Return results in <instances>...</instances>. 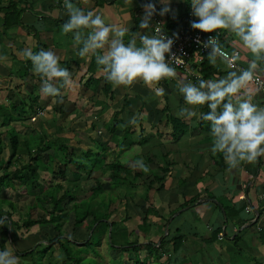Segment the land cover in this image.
<instances>
[{
    "label": "rangeland",
    "instance_id": "obj_1",
    "mask_svg": "<svg viewBox=\"0 0 264 264\" xmlns=\"http://www.w3.org/2000/svg\"><path fill=\"white\" fill-rule=\"evenodd\" d=\"M103 0H101L102 2ZM104 2V1H103ZM40 5V4H39ZM43 6L41 5L40 9H42ZM39 9V10H40ZM29 10V9H27ZM34 11H37L35 9H33ZM34 11H31L33 13H35ZM39 13L43 12V11H38ZM32 13V14H33ZM34 15V14H33ZM30 18L25 17V20H28ZM34 19H36V17H34ZM43 21V20H42ZM44 22V21H43ZM44 25V24H43ZM48 26L45 25L44 29L47 28ZM37 28V26H36ZM40 28V27H39ZM42 29V32L39 33L40 31H38V34L35 36V40L38 41V44H46V47L41 46L40 50H45L46 48H49V50L51 49L50 47L51 44H53L54 40H58L61 41V48H63V51L61 52V54H64V51H67L71 48V40H73V35L72 33H69L66 36L61 35V26H58L57 30H55L54 32H45V30ZM126 37V36H125ZM53 41V42H52ZM63 42V43H62ZM50 44V45H49ZM67 44V45H66ZM235 44L236 47L240 50L241 53L245 54V51H243V48L240 46V44L238 43H232ZM49 45V46H48ZM60 47V46H59ZM26 49H29V47H26ZM48 50V51H49ZM246 50V49H245ZM46 51V50H45ZM52 51L54 52L55 49L53 48ZM39 52V51H38ZM71 54L72 56L77 54L76 49H71ZM247 52V50H246ZM64 56H66V53L64 54ZM68 56V55H67ZM63 57V60L66 61L67 59ZM60 60V65L64 64V61ZM23 64V63H22ZM22 64L21 66L18 68V63H15V71L22 69ZM25 64L28 65V63L26 62ZM66 66V64H65ZM88 66V65H87ZM69 68V64L66 66ZM67 68V69H68ZM32 69V68H31ZM87 70V69H86ZM229 71L233 70V69H228ZM182 77V76H181ZM184 77V76H183ZM185 78V77H184ZM27 79V77H26ZM30 79V78H29ZM167 79V78H166ZM161 80L160 83L164 84L165 80ZM140 81H137V83H139ZM26 83V80L19 81V92H16V94H25L24 90L26 91V89H22V86H24ZM33 83V81L31 82ZM24 84V85H23ZM39 85H41L39 83ZM138 86H142L140 85V83L138 84ZM153 86H158V84L153 85ZM173 90L172 92L174 93H170L167 91H164V94L167 96L168 98V115H175L177 116L178 113L180 112V110L182 108H188V105H185V103L182 101L183 96L179 94L178 89L176 87H174V85L172 86ZM41 86L36 87L35 91L39 94ZM90 88V87H89ZM156 87H153V89H155ZM23 92H22V90ZM84 86H81V94L85 97H88L89 100L88 101V111H84V113L86 114V116L84 115H78L79 118L81 119H86L85 121H81V119H77L76 116H72L70 118L69 115H65V113H63L61 116L56 117L59 118V120L55 121L57 122V124H59L58 126L56 125L57 128H60L59 132H54L55 131V127H50V124L48 121H50L52 119V117H55L56 115H49L50 113H52L53 109L51 107H49L47 110L46 108H44L46 112L45 117L42 116H37L36 119H38V121L34 120L31 121L29 120H25L24 122H19V130L20 134L19 137L21 140H23V138H28L27 136L29 135V133L31 132L32 128H35L38 130V132H41V123H46L44 124L45 127L47 128V133H49L50 135H55L56 136H61V137H65L67 136L70 137L69 141L67 142L68 144H66L69 149L71 147H73L75 150H80L79 151V155H76L75 153L71 156L73 158V161L76 160H81L82 159V152L86 149L91 150L92 153L98 155V153H101V151H96L97 148V143L96 142H100L102 144H105V151L99 155H101L102 157H104L105 162L108 163L110 161H120V162H125V163H129L130 165H132V167H135L134 162L137 160H143L144 164L147 165L149 167V169L156 171V167L159 164H163L164 162L171 161L170 165H169V171H172V173L168 172V177L171 176V179H169L168 177L166 178V182H164L165 187H170L169 189H161L159 191H155L153 187H156L155 185L152 187V189L149 191V195H150V201L153 204H158L159 209H157L158 212L161 213V215L164 218H167L168 220L174 216L179 210H176L175 213H173L171 216H169L168 212H163L161 208V206H165L166 203H169L171 205H173V202L176 200H182V196L181 193H183V191L186 190V194L187 189L190 188L193 184H195L196 186H198L199 184H203L208 180L207 177L210 176V174H205V173H199L196 172L195 170H191V166H194L193 169L199 168L200 169L206 164V163H202V157L199 155L198 152H196L194 150L193 147H191V143H189V139L187 138L190 135V128H187L185 130V133L181 136L178 137L176 144H171L172 141L170 136L168 134H165V131H167V128H164V126L160 123L156 125L155 119H158L159 116H161L160 111H157L158 109L156 107H162V104H164L163 102V98L162 95L157 97L158 101L154 102V100H150V98H146L148 103H152L151 105L145 106L144 104V100H140L137 101L136 100V104H131L129 105V107H125L124 110H122L120 113H118L117 117L122 116V118L124 119V121H126L125 125L122 124H117L118 127V131H116L114 134L109 133V128H103V126H101L100 123V119L106 120L108 119V117L110 118V123L115 122L114 120V116H111V114L114 112L115 113V108L114 105H118V108L120 107L119 102L109 98H105L104 94L102 95L101 92L98 93H94V92H88L86 89L84 90ZM28 91V90H27ZM155 92H157L156 90H154ZM85 93H87V95L85 96ZM153 93V92H152ZM27 94H30L29 92ZM154 94V93H153ZM18 95V96H19ZM119 97H121L120 94H118L116 96V99ZM146 96V94H145ZM157 96V95H156ZM149 97V96H148ZM151 97V96H150ZM20 98V96H19ZM26 102L28 103V105L34 104V103H38L37 99L35 100L33 97L31 96H27L26 98ZM15 100V99H14ZM98 101L97 103V107L94 109L93 107L96 106L95 101ZM178 100L179 103H178ZM19 101V99H18ZM105 102L108 104V106L103 107L100 106L101 103ZM86 102V100H85ZM90 102V104H89ZM92 102V103H91ZM100 103V105H99ZM178 103V104H177ZM85 104V103H84ZM176 104V105H175ZM37 105V104H36ZM122 106V105H121ZM47 107V106H46ZM64 109L66 111H70L69 105H63ZM153 107H155V109H153ZM176 107V109H175ZM24 108L26 109L27 107L24 106ZM121 108V107H120ZM62 111L64 112V109L61 107ZM149 109V113L150 116L149 118H146L145 115L147 114V110ZM120 110V109H119ZM118 110V111H119ZM101 111H106L104 114H102L101 116L99 115V112ZM55 112V111H54ZM81 112H83V109L81 110ZM56 113V112H55ZM98 113V114H97ZM36 114V113H35ZM69 116V117H68ZM136 116L138 118V124L137 125H132L129 123L130 119ZM180 116V115H178ZM9 117L12 119L13 121V126H7L6 130L8 131V133L15 128V123L16 121H19V116L18 115H14V114H10ZM161 117H165L161 116ZM160 117V118H161ZM182 117V116H180ZM164 119V118H163ZM55 120V118L53 119V121ZM117 123V122H115ZM150 123V124H149ZM106 126L108 125V123H105ZM17 125V126H18ZM21 125H26V127L21 126ZM150 125L152 127H150ZM125 126H130V130L131 133L125 134L124 132L122 133V131L124 130ZM16 129V128H15ZM44 129V128H42ZM167 129V130H166ZM24 131V132H23ZM22 132V133H21ZM7 133V134H8ZM31 133L34 134V132L32 131ZM111 135V136H110ZM141 135H144L145 137H148L149 140H147L146 142L142 143H138L137 140L139 139V137ZM114 138H111V137ZM208 136V135H207ZM206 134L203 135L202 137H204V139L207 138ZM117 137V138H116ZM126 137V138H125ZM122 138V139H121ZM62 142H65V140L62 138L61 140ZM162 141H164V143L162 144ZM60 143V142H58ZM118 143V144H116ZM82 150V151H81ZM52 149L47 150V152H51ZM85 152V151H84ZM176 152V153H174ZM86 153V152H85ZM85 153H84V157H85ZM25 158H21L23 159V161L27 160ZM43 161L46 164L45 165V169L49 166L51 169H46L43 170L44 167L41 166L39 167L40 172H44V171H49L48 173L44 172V174L42 175L43 178H45L46 181H50L52 183V185L56 184V183H62L64 187L68 186L69 184L67 181H64L60 175L56 174L57 171H59L60 169H64L65 171V177L68 180H74L75 179V174H74V169L71 165L67 164L66 167L64 165L63 162H58L57 158L54 159V161H49V158L46 156L43 157ZM51 158V157H50ZM94 158V157H93ZM99 158V157H98ZM97 157H95L93 159V161L99 160ZM25 159V160H24ZM60 159V158H59ZM176 162V164L174 162ZM22 162H19V165ZM73 163V162H71ZM207 165V164H206ZM161 166V165H159ZM188 166V169L186 168ZM106 170L104 171V174L102 175L101 181L103 183V185L108 186L106 188V190L104 188H102L101 192L98 196V201L96 200V206L99 207V210H104L106 207V202L103 200V196L106 197L108 194V196H112V203L110 205V208L107 209V211L110 212V217L112 216V219H115L117 221H119L118 219L122 218L124 216V210H123V203H124V198L123 197H127L128 202L131 203V200H133L134 202H136L137 204H142V200L144 201V195L143 198L142 197V193L143 190H145V184L147 183V180L149 178H151V173L148 172L147 174L144 173L143 177L138 178L137 180V184L136 186L132 187V186H128V185H114V183L112 182V175L110 174L111 171L109 170V168H105ZM214 169L213 163H212V167L211 170ZM133 170H138L137 168H133ZM183 173V177L180 178V176H178L177 174L179 173L178 171H180ZM189 170L191 172H189ZM152 171V172H153ZM51 172V173H50ZM217 172V169H216ZM170 173V175H169ZM56 176H53V175ZM97 172L93 171V173L88 172V167H87V171L83 170L80 173V177L78 178L79 180V185L82 189H87L94 181L92 176H96ZM187 175V176H186ZM196 175H198L197 177H195ZM190 176V177H188ZM111 179L109 181V178ZM228 176L225 175L226 178V182H228ZM18 179V178H17ZM9 180H11L9 178ZM44 181V183L47 185V182ZM233 180H231V178H229V183L231 184ZM5 184L6 179L5 177L0 176V184ZM77 183V180L73 181V184ZM223 183V182H222ZM75 186V185H73ZM222 186V184H221ZM223 187V186H222ZM164 188V187H163ZM197 189H201L199 187H192L191 190L196 191ZM24 186L19 184V210L20 211H24L22 212L23 215L26 216L28 215L27 212L30 210L31 212V216L34 218H37L38 215L41 213L42 216L44 217L45 214V210H44V206H46L47 208H50V204L49 201L47 202L46 205L42 204L41 202L38 201V199L36 198V196H34L36 198V201L38 203H41L40 205H37V203H34V200H31L32 198V194L33 190L32 188H30V186L27 187V192L29 194H25L24 193ZM104 191V192H103ZM61 193V191L59 192ZM145 193V191H144ZM105 194V195H103ZM3 197V195H2ZM186 198L190 197V194L188 193V195H185ZM220 197V196H219ZM184 199V198H183ZM205 200V199H203ZM219 200H221L222 202H224L225 204H229L228 202H226L228 200V198L226 197L224 198H219ZM1 203L3 201H0ZM65 203V209L62 212V215H66V211H68V216L67 219H64L62 221L61 224V229L65 232V236H72V239L76 240L78 245H81L83 243V240L85 239V231H79V232H72V220H73V212L70 209V205L71 202L66 201V199L64 200ZM168 204V205H169ZM171 205H169L171 207ZM2 207V205L0 204V208ZM3 208V207H2ZM6 211L10 210L8 208H4ZM110 209L112 210V212L110 211ZM156 209V207H155ZM135 216L133 215L131 217V219L127 220V221H120L116 222L118 228L117 230L115 229L113 231V234H115V236H113V240L117 241L116 243H111L110 240L108 239V233L106 235H103V237L101 238L100 242L95 246L96 250L99 252V255H96V253H93L89 247L85 246L84 249H81V253L79 254V258H81V263L82 264H92V262L98 263L101 262L102 264H176L175 262L177 261V257L172 255L171 249H167L164 253H170L171 256L169 258L165 257L162 253L159 254L160 258H157L158 255H156L155 253L151 252V254L148 252V250H146V248H142V249H130L129 251L127 250H122L121 247L126 246V245H120L123 244L126 240H131V237H133V239H139L138 244H140L142 241H147V240H151V241H157L158 237L157 234H159V229L158 226L152 224L150 226H152V228L155 229V232H153V229H150V226H143L141 224V220H140V216L142 214L139 215L140 210L135 208V210H133ZM184 214L182 216H177L175 217V219H173V221L171 222V227L168 229L170 230L171 228H175L176 226H180L179 227V231L181 232H197L198 231V236H204V235H210L209 232V227L206 228V223L208 219H191V214L189 210H184L183 211ZM141 213V212H140ZM236 213V212H235ZM25 216V217H26ZM28 217V216H27ZM26 217V218H27ZM151 218V216H148ZM188 217L190 220H193L196 223V227H194L195 231H191L190 228V224H188ZM149 218V220H150ZM148 220V221H149ZM232 216H230V221L232 222ZM212 221V220H211ZM147 222V221H146ZM174 225V226H173ZM262 225V224H261ZM46 226V227H45ZM31 225L29 228L30 229H25V228H21L19 230V234L22 235V237L20 238L19 236V241H16L17 238L14 234V232L12 233V239H10V245L12 246L11 249H8L9 251H11L13 253L14 256H16L19 260V264H31V260L30 257H36V253L38 251H40V247H38V249L36 250V252L30 256V254H25L24 249H29L32 250L35 248L36 245L40 244V242L36 243H32L33 241H30V239L32 240L34 238V235L37 233L38 236L42 241L45 240V243H48V238L53 236L56 232H49L51 233V236L48 235L46 233V228H50L52 229L51 224L48 225ZM4 229V225L2 226L1 230ZM7 229V228H6ZM130 232V234H129ZM161 232V230H160ZM164 232V231H163ZM211 232V231H210ZM185 234V233H183ZM138 235H140L138 237ZM18 236V235H17ZM255 236H258V232L255 231V228H250L247 227L245 228V230H243V234H241V237L239 238V240L234 243L233 241H231L229 238L230 237H223L222 240H215L213 242H205L203 245L200 244V241H196L194 244L197 248V250H193V252H189L186 250H182L181 248L180 250L177 252L179 254L182 255H186L185 258H183V260L181 261V264H212L213 262H216V264H253V262L257 261V264H260L262 261H260L259 259V254L256 253L255 250V245L254 244V238ZM190 237H192L190 234H187L185 236V240L189 239ZM7 238V239H8ZM183 240V242L185 241ZM159 241V240H158ZM157 241V243H158ZM16 242H19V244H17L16 247ZM185 243V242H184ZM52 244V243H51ZM143 245V243L141 244ZM6 243L3 246V249H6ZM74 247V245H72ZM112 246L118 247V248H114ZM121 246V247H120ZM225 246L227 248V250H225ZM223 247V250H221L220 248ZM75 249H77L76 247H74ZM169 248V246H168ZM85 249H89L88 252L85 251ZM139 254V256L141 257V259L139 260L137 253ZM53 256H57L59 255V251L58 250H54L52 252ZM177 255V254H176ZM164 256V257H163ZM167 256V255H166ZM92 257V258H91ZM94 258V259H93ZM47 257L46 255L42 258V261L46 260ZM264 260V259H261ZM95 263V264H96Z\"/></svg>",
    "mask_w": 264,
    "mask_h": 264
},
{
    "label": "crops",
    "instance_id": "obj_2",
    "mask_svg": "<svg viewBox=\"0 0 264 264\" xmlns=\"http://www.w3.org/2000/svg\"><path fill=\"white\" fill-rule=\"evenodd\" d=\"M104 1V2H103ZM101 2V0H72L73 3H76L78 7L82 8L85 12L88 11H93L94 13L100 14L102 16V18L105 21L106 25H115V26H122V27H126L130 30L129 34L126 35L125 37V43L128 42L131 32L134 31H139L141 33H146L151 35L152 34V20H151V25L150 28L148 29H140L139 28V24L141 21V18L144 16V9L142 7L143 4L150 2V0H128V2L126 3L125 0H103ZM33 3V9L37 10L34 11L32 10H24L23 13L21 14V23L19 25H14L8 28H3L1 25V21H0V176H2L4 173H9V178L10 180V185H5V186H0V201H3L2 203L0 202V204L2 205V207L0 208V221H2V223H0V229L2 228V226L4 225V228H7V237L8 236V231L10 234V239H12V233L14 232L16 238L20 236V238L22 237V235L19 234V229L15 228L11 230V221H17L19 219V171L17 170V168L19 167V147L16 150V156L12 159L11 165L7 166V162H8V156L10 155L7 149V142L10 141L9 139V133L6 130L7 126H13V121H10L7 123L6 118L8 117V115L10 114H14L16 115L19 111V101L21 98L25 99L27 96H36L38 95V93L35 91L36 87H39L41 85H39V82L36 80H28L24 86H22V89H26V91L24 90L25 94H16V92H19V81L23 79L19 78V70L15 71V63H18V68L21 66L24 67L23 65H25L26 61L28 59H26L22 53L23 51L26 49V47H29L33 52L35 49V46H37V44L39 43L38 41L35 40V36L37 35L38 31H40L39 33L42 32V29H44V26L47 25L48 27L45 28V32H54L55 30H57L58 26H61L63 23H65L68 20V16L65 12L64 6H63V0H36L35 2L31 1ZM154 2L156 3V9L157 12H159L158 8H161L160 3L158 2V0H154ZM6 3V0H3L2 3H0V7L4 6ZM79 3V5H78ZM185 0H171L170 3V7L172 9L171 12L168 13L169 18L171 20H175L177 19L180 14L182 13V9L184 6ZM40 4V5H39ZM41 5L43 6L42 9H40ZM43 11L41 13H39L38 11ZM34 11L35 13L31 12ZM34 15H33V14ZM3 11H0V16L3 15ZM25 17H28L30 19L25 20ZM34 17H36V19H34ZM51 19V20H50ZM44 22H43V21ZM57 21V22H54ZM44 24V25H43ZM37 26V28H36ZM40 27V28H39ZM222 37H223V43L230 47V48H237L235 44L232 43H238L240 44V46L243 48L241 42L238 40V38H236L233 34L227 32L226 30H219ZM55 33V32H54ZM53 42V41H52ZM61 41L58 40H54L53 44H51L52 47H50V51H52V49L54 48L55 51L54 53L60 58V60H63V57L66 58L67 56V61H64V64H61V67H66L69 64V68L68 70L71 73V78L73 79L74 86L69 89V88H60V96L59 97H52V96H48L45 97L43 94H40L41 92L39 91L38 95V103H36V108L37 109H42L45 110L44 108H46L47 110H49L48 108L51 107L53 109L52 113H50L49 115H56L55 117H52V119L49 122L50 127H55V131L57 133V127L59 124H57V120H59V117L62 115V112L59 111L58 107L59 105H61V107L64 109L63 105H69L70 111H66L64 109L65 115H69L70 118L74 115L77 117L78 121L79 118L78 115H84L86 116V114L84 113V111H88V97H85L81 94V86H84V82L86 80V78L88 76H90V71L86 70L87 69V60L88 57H84L81 58L79 57L77 54L72 56L71 54V49H76V51H78V49L76 47H74L73 44V40H71V48L67 51H64V54L66 53V56H64V54H61V52L63 51V48H61ZM63 43V42H62ZM138 45H139V41H137ZM39 45V44H38ZM50 45V44H49ZM48 45V46H49ZM67 45V44H66ZM60 46V47H59ZM46 51L49 50V48L45 49ZM243 51H245V54L241 53V58L243 59L245 65H244V69H246L248 67V61H250L251 59H253L252 55L243 48ZM71 58H74L71 59ZM66 64V66H65ZM217 65L219 67H221V74L219 76H214L210 79H216V78H222L224 76L227 75V72L229 71L228 68L224 67V64L221 63L220 61H217ZM33 68V66L31 67ZM29 69L30 73H34L32 69ZM260 69H264V63H262L260 65ZM177 76L176 78H167L164 82V84H161L159 82L158 86H152V87H148L145 86L143 84L142 81H140V85L142 86H138L139 83L135 82L131 87H124V86H119V87H113V85H111V97L108 95H104L105 98L109 99H113L117 102H119L120 107L123 104V100L126 99L128 103L131 104H136V100L140 101V100H144V104L145 106L148 107V105H151L152 103H148L146 98H150V100H154V102L158 101L157 97L159 96L157 92H155L154 90H156L157 88H162L164 91L170 92V93H174L172 92L173 90V85L174 87L177 88V80H183L184 82H191L190 80H188L186 77L184 78L183 75H181L178 71H176ZM260 75L264 78V71L261 70H257L256 75ZM102 74L99 72V70H95V72L93 73V77L94 78H99L101 82L102 79ZM182 76V77H181ZM209 80V79H207ZM33 81V83H31ZM193 83V82H192ZM198 83V82H197ZM42 84V83H40ZM57 87L60 86V82L57 81L56 82ZM153 87H156L155 89H153ZM84 88L88 91V92H93L89 86H84ZM21 89V90H22ZM84 89V90H85ZM28 90V91H27ZM248 91H250L253 95V99L252 102L254 104H256L258 107H264V92L260 91L259 89L256 88V86L251 82L248 85ZM23 92V90H22ZM30 94H27V93ZM98 92H101V89L99 88ZM97 92V93H98ZM154 94H153V93ZM103 95V91L101 92ZM120 94L121 97L118 96V98L116 99V96ZM146 94V96H145ZM20 98H19V96ZM87 95V93H85V96ZM157 95V96H156ZM149 96V97H148ZM151 96V97H150ZM161 96V95H160ZM165 97L168 100L167 96L163 93L162 98H163V102L165 103ZM62 98V102H58L59 100H61ZM15 99V100H14ZM236 98H233V101L235 102ZM26 100V99H25ZM86 100V102H85ZM99 100L95 101L94 104H96V106L93 107V109L97 107V103ZM180 100H178L179 103ZM184 102V100H182ZM74 103V104H73ZM85 103V104H84ZM92 103V102H91ZM177 103V104H178ZM181 103V102H180ZM179 103V104H180ZM185 103V102H184ZM14 104V106H13ZM90 104V102H89ZM100 105V103H99ZM104 105V106H103ZM186 105V104H185ZM47 106V107H46ZM100 106L106 107L108 106L107 103H101ZM163 106V104H162ZM120 107L118 108V105H114V108L116 111H118L120 109ZM129 107V106H128ZM149 108V107H148ZM157 109H155V107H153V109L160 111V109L162 107H156ZM189 110H193L197 113L196 116H193L191 118H183L184 121L187 123V127H185L184 131H182L179 137H181L184 133L185 130L187 128H190V135L187 137L189 140V143H191V147L194 148V150L196 152L199 153V155L202 157V163H206L201 169L199 168H194V166H191V170H195L196 172H199L200 174L203 172L205 174H210L208 178V180L203 184H199L198 186H196L195 184H193L190 188L187 189V192L190 194V196L195 195V194H203V193H211L214 197L213 198H209L207 196H203L201 198H199L192 206H185L183 208H179L177 210H179L174 216H172L168 222H165L164 217L161 215V213L159 212V214H155V215H150V217H148V219L150 218L149 221L152 222V224L158 226L159 229V234H161L162 230L165 231V227H167V232L163 233V236L165 235H169L171 233L174 234L176 232L179 231V227L180 226H176L175 228H171L170 230H168L171 227V222L173 221V219H175V217L177 216H182L184 214V210H189L190 214H191V219H208L207 223H206V228L209 227V230L211 231V229H213L216 225H221V227L223 228V230H225V233H227V235H231V238L238 233L239 231L245 230V228L247 227H252L255 228V231H257L259 226L263 225V221H264V156L258 157L257 159H259V161L257 160L254 163H245L242 162L237 168L235 169H230L228 164L225 162L223 154L222 153H216L213 154V152L211 151L212 148V144H213V138L211 136V132H207L206 136L207 138L204 139V137H202L203 135H205L204 132H200L196 129L197 126V120L199 119V114L200 113H204V107L203 106H199L196 108H192V106L188 105ZM83 109V112H81V110ZM94 109V112H95ZM46 111V110H45ZM44 111L42 117H45L46 112ZM56 113H55V112ZM106 112V111H105ZM104 111L99 112V115L101 116L102 114L105 113ZM149 109L147 110V114L145 115L146 118H149L150 114L149 113ZM96 113V112H95ZM98 114V113H97ZM114 115V112L111 114V116ZM68 116V117H69ZM122 117V116H119ZM55 118V120L53 121V119ZM38 121V119H36ZM35 120V121H36ZM86 119H81V121H85ZM110 118L108 117V119L103 120L100 119V123L101 126H103V128H109V123H110ZM156 121V119H155ZM44 123V122H43ZM42 123V124H43ZM105 123H108V125L106 126ZM19 121H16L15 123V130L17 131V137L19 139ZM46 124V123H44ZM43 124V126L45 127V125ZM18 125V126H17ZM165 128V123L162 124ZM150 127H152L150 125ZM46 128V127H45ZM37 130V129H36ZM42 130V129H41ZM59 131V130H58ZM8 133V134H7ZM55 133V135H56ZM110 133V132H109ZM111 136V135H110ZM67 137V136H65ZM70 138V137H68ZM111 138H114L113 136ZM117 138V137H116ZM122 139V138H121ZM178 139V138H177ZM169 141L172 142L171 144H176V141ZM70 140V139H69ZM149 140V139H148ZM70 142V141H69ZM97 143V148L96 151H101V153H103L105 151V144H102L100 142H96ZM164 143V141H162V144ZM118 144V143H116ZM99 153V154H101ZM176 153V152H174ZM23 158L27 157L26 155H22ZM28 158V157H27ZM26 158V159H27ZM25 160V159H24ZM26 161V160H25ZM174 162V161H173ZM176 164V162H174ZM212 163L214 166V169L211 170L212 167ZM188 169V166L186 167ZM217 169V172H216ZM170 173H172V171H169ZM179 173L177 174L178 176H180V178H182L184 175L183 173L180 171H178ZM189 172H191L189 170ZM169 173V175H170ZM225 175H227L229 178H231L232 183H229V178H228V182H226V178ZM187 176V175H186ZM198 175H196L195 177H197ZM168 177V176H167ZM166 177V178H167ZM190 177V176H188ZM18 178V179H17ZM169 179H171V176L168 177ZM7 181V180H6ZM166 182V180H165ZM223 182V183H222ZM165 184V183H164ZM222 184V186H221ZM192 187H199L201 189H197L196 191L191 190ZM169 189L168 187H165L163 189ZM157 192V191H156ZM25 194H29L27 192V189L25 188L24 190ZM184 194L181 193V196L184 199H187L185 197V195H188V193L186 194V190L183 191ZM32 194L31 196V200H34V203L37 205H40L41 203H38L35 199V193H30ZM3 195V197H2ZM220 196V197H219ZM228 198V200L226 202L228 203H232L233 206H235L236 208H240L242 206V208L244 207V205H248V207H250V210L245 212L244 208L241 209V212L238 213L237 215L233 214L232 222H227L225 215H221L218 210H216L213 206V202L214 203H219V201L217 199L219 198ZM182 198V200H176L173 202V205L166 203L165 206H161V208L163 207L162 211L164 212H170L172 209L174 210L175 208H177L179 206L180 203H182V201L184 200ZM189 198V197H188ZM217 198V199H216ZM205 199V200H203ZM9 200L11 202H13V204H15V209L17 210V212L15 211V209H12V207H10L5 201ZM211 201H213L211 203ZM221 201V200H220ZM222 202V201H221ZM171 205V207L169 205ZM221 205V203H219ZM46 205V204H44ZM156 209L158 207V204H153ZM227 205V204H226ZM222 206V205H221ZM229 206V205H228ZM4 208H8L10 210L6 211ZM44 208H47L46 206H44ZM258 210L261 211V213H258ZM176 212V211H175ZM174 212V213H175ZM10 214V217L7 215ZM173 214V213H172ZM41 215V213H40ZM252 215V218L250 219V221L245 222L244 224H242L241 226H236L234 225V223L239 220V218H249V216ZM39 216V215H38ZM257 217L259 218L257 220ZM212 220V221H211ZM257 220V222L255 223V225H251L252 223H254ZM226 221L224 224L223 222ZM188 224H190V228L191 231H195L194 227H196V223L193 220H190L188 217ZM151 224V225H152ZM262 224V225H261ZM174 226V225H173ZM31 228V227H30ZM28 228V229H30ZM9 229V230H8ZM150 229H153V232H155V229L152 228V226H150ZM27 230V229H26ZM161 230V232H160ZM210 231H207L210 233ZM181 232V231H180ZM183 235H187L190 234L192 237H190L188 240L184 239L185 243L183 242L182 244V250H186L189 252H193V250H197L196 246H195V242L196 241H200V244L203 245L207 238L209 237V234L202 236H198V231L197 232H181ZM159 234H157V236H159ZM243 234V232H242ZM18 235V236H17ZM38 236L37 233L34 235V238L30 241H33L32 243H38L40 241H42ZM230 237V236H228ZM2 236L0 233V240H1ZM9 238L7 239L6 243V249H11V245H10V240ZM17 238L16 241H19V239ZM225 238V237H224ZM231 238H229L231 240ZM218 239V238H217ZM219 240H222L219 239ZM38 241V242H37ZM159 243V241H158ZM158 243L156 245H158ZM17 244H19V242H16V247ZM255 245V250L256 253L259 254V259L260 261H262L260 264H264V244H261L257 238V236H255L254 238V244ZM169 246V248H168ZM225 247V246H223ZM223 247H221L220 249L223 250ZM167 249H171V243H166L164 246V249L162 250V255L165 254L164 256L169 258L172 255L177 257V261L175 262L176 264H181V261L183 260V258L186 257V255H182L179 253H172V252H168V253H164ZM225 250H227V248L225 247ZM60 254V253H59ZM177 254V255H176ZM167 255V256H166ZM163 256V257H164ZM161 259V257H160ZM256 260L255 262H253V264H257ZM212 264H216V262H213Z\"/></svg>",
    "mask_w": 264,
    "mask_h": 264
},
{
    "label": "clouds",
    "instance_id": "obj_3",
    "mask_svg": "<svg viewBox=\"0 0 264 264\" xmlns=\"http://www.w3.org/2000/svg\"><path fill=\"white\" fill-rule=\"evenodd\" d=\"M158 2L159 12L154 0L142 5L144 16L140 29L150 28L153 15L164 16L172 11L171 0ZM63 6L68 20L61 25V35L72 33L77 55L81 58L94 56L99 72L113 87H131L137 81L152 87L166 78H176V69L168 62L174 57L171 54L174 41L163 30L156 29L151 35L131 32L125 43V36L130 32L128 28L106 25L100 14L85 12L72 0H63ZM190 6L192 15L197 18L191 22L192 29L204 33L226 30L238 38L253 59L248 61L246 69H236L239 51L227 52L218 35L211 36L202 42L203 47L210 50L209 63L215 66L219 60L227 68L236 70L228 71L222 78L200 79L198 84L177 80L178 92L193 109L207 105L209 111L200 113L198 118L210 123L213 154L222 153L230 169L242 162L254 163L264 156V107L252 102L253 95L247 89L257 70L264 71L260 69L264 63V0H190ZM166 54L171 57L168 61ZM22 55L31 61L33 72L40 76V92L45 97H59L61 87L71 89L74 86L70 71L61 67L60 58L53 51L34 53L29 48ZM156 91L159 95L164 93L162 88ZM58 102H62V98ZM178 115L187 119L197 113L182 108ZM129 123L137 125L138 118L133 116ZM134 165L146 174L150 171L143 160L135 161ZM0 264H19V260L5 249L0 251Z\"/></svg>",
    "mask_w": 264,
    "mask_h": 264
},
{
    "label": "trees",
    "instance_id": "obj_4",
    "mask_svg": "<svg viewBox=\"0 0 264 264\" xmlns=\"http://www.w3.org/2000/svg\"><path fill=\"white\" fill-rule=\"evenodd\" d=\"M35 2L36 0H6V3L4 6L0 7V11H3V15L0 16V21H1V25L3 28H8L14 25H19L21 23V14L23 13L24 10L29 9L32 10L33 8V3L31 2ZM3 0H0V3H2ZM79 5V3H78ZM191 9L190 6V0H185L184 3V9H183V14L184 16L186 15V12L189 11ZM158 10H160V8H158ZM165 17L167 19L168 22H170V18L168 13L165 14ZM197 18L193 16V20H196ZM51 20V19H50ZM54 22H57L54 20ZM174 25V24H173ZM170 26H172L170 24ZM38 34V33H37ZM46 47L47 45L44 43H40L39 45L37 44V46H35L34 49V53L40 51V47ZM74 60V58H71ZM67 61V60H66ZM28 63L23 65L24 67H22V69H19V78L23 79L24 81L26 80V82L29 80H36L39 83H42V80L40 78V76H38L35 73H30L29 69L32 67V63L30 60L26 61ZM87 62V70L90 71V76H88L85 80V82L83 83L84 86H89L90 89L94 92L97 93L99 88L101 89V92L103 91V94L106 96H110L111 97V83L107 82L105 80V78L102 76V81H100L99 78H94L93 77V73L95 72V70L98 69L96 62H95V57L91 56L88 57ZM239 62L241 64H244V61L242 58H240ZM221 67H219L217 64L215 66L211 65L207 59V57L204 60V63L202 65V70H201V79L207 80L213 77V75L219 76L221 74ZM27 77V79H26ZM29 82V81H28ZM198 84V83H196ZM35 100H38V95L36 96H32ZM165 103L163 104L162 108L160 109V114L161 116L165 117H161L159 116L158 119H156V125L157 124H163L165 123V128H167L165 131V134H168L170 136V138L175 141L180 134H182L181 132L184 131L185 127H187V123L184 121V117H180V116H173V115H168V100L165 97ZM74 104V103H73ZM130 105V103L127 102L126 99L123 100V104L120 108L119 111H115L114 113V120L115 122L111 123L109 125V132L111 134H114L116 131H118V127L117 124H122L125 125L126 121H124V119L122 117H117L118 113H120L122 110H124L125 107H128ZM176 105V104H175ZM14 106V104H13ZM24 106H26L27 108L25 109ZM204 108V113H207L209 111L207 105L203 106ZM59 111L62 112L63 111L61 109V105H59L58 107ZM176 109V107H175ZM37 108H36V103L31 105H28V103L26 102L25 99L21 98L19 100V112L16 114L19 116V122H24L25 120H29V118L35 114L37 112ZM161 117V118H160ZM164 118V119H163ZM7 123L12 121V119L9 117L6 118ZM197 126L196 129L200 132H204L205 134L207 132H211V126L209 122L203 121L202 119H198L197 120ZM42 124V123H41ZM150 124V123H149ZM26 127V125H21ZM42 131L38 132V130H36L35 128L31 129V132L33 131V133H29V135L27 136L28 138H23V140L18 139L17 137V131L14 129H12L9 132V139H10V143H11V148H12V152L11 154L8 156V162H7V166L11 165L12 159L16 156V150L19 147V162H22L19 167L17 168V170L19 171V184L24 186V188L27 189L28 186H30V188H32L33 193H35L36 198L38 199L39 202H41L42 204H47V202L49 201L50 204V208H44V217L42 216V214L37 217L34 218L31 216V212L30 210L27 212V216L25 214V217L23 215L22 212H24L23 210L20 211L19 210V219L17 221H11V230L12 228L15 229H21V228H25L28 229L31 225H48L51 224L52 229L50 228H46V233L48 235L51 236V231L56 232L53 236L49 237L48 239V243H45L44 241H41L40 244L36 245L34 249L30 250L29 249H24L25 254H30L33 255L36 250L38 249V247H40V251H38L36 253V257H30V260L32 261L31 264H82L81 263V258H79V254L81 253V249H84L85 246L89 247L90 249H92L91 251L93 253H96V255H99V252L96 250L95 246L100 242L101 238L103 237V235H106L108 233V230L110 228V242L111 243H116V240H113V236H115V234H113V231L117 228V224L116 222L121 223V221H127L129 219H131V217L135 214L133 213L135 210V208L139 209V215L142 214L140 216V220H141V224L143 226H150L152 224L151 221H148V216L150 215H157L159 214V212L157 211V209H155V206L153 205V203L150 201V195H149V191L152 189V187L155 185H157L156 187H153L155 191H159L161 189H163L164 187V182L166 180V177L168 175L169 172V165L171 163V161H166L163 164H159L161 166H157L156 167V171H153L150 169V173H151V178H149L147 180V183L145 184V190H143L142 193V197L144 195V201L142 200V204H137L136 202H134L133 200H131V203L128 202V198L125 196L124 198V203H123V210H124V216L120 219H118L119 221L112 219V216L110 217V212L107 211L108 208H110L109 203H112V196H103V200L107 203L106 207L104 210H99V207L96 206V200L98 199V196L100 193H102L101 191L103 190L102 188H104L106 190V188L108 186L103 185L101 179L102 175L104 174V171L106 170L105 168H109V170L111 171V175L113 177L112 182L114 183V185L118 186V185H128V186H136V182L138 180V178L143 177L144 176V172L140 169L138 170H133V168L136 167H132V165H130L129 163H125V162H120V161H110L108 163L105 162L104 157H102V153L101 155H97L92 153L91 150L86 149L82 152V159L81 160H76L73 161V158L71 157L74 153L76 155H79V151L80 150H75L73 147H71L69 149V147L66 145L68 144L67 142L69 141V138L67 137H61V136H56V135H50L49 133H47V128H45L43 126V124L40 126ZM60 128H58L56 131L59 132ZM125 131V132H124ZM24 132V131H23ZM125 134H130L131 130H130V126H125L124 130L122 131V133ZM22 133V132H21ZM20 134V131H19ZM64 139L65 142L61 143V139ZM126 138V137H125ZM148 137H145L144 135H141L139 137V139L137 140L138 143H144L148 140ZM60 142V143H58ZM52 149L51 152H47V150ZM82 151V150H81ZM85 153V157L83 156ZM22 155H26L28 157V159L26 161H23ZM43 157L46 156V158H49V161H54L55 158H57L58 162H63L65 167L67 164L71 165L74 169V174H75V179L74 180H68L65 177V171L64 169H60L59 171L56 172V174L60 175V177L64 180L67 181L69 184V187L66 186L64 187L62 183H56L54 185H52V183L50 181H46L45 178L42 177V175L44 174V172L48 173L47 171L44 172H40L39 167L43 166L44 169H51L49 166L45 169V163L43 161ZM51 157V158H50ZM95 157H99L96 161H93V159ZM60 158V159H59ZM259 161V159H257ZM73 162V163H71ZM87 167H88V172L93 173V171L97 172L96 176H92L93 178V183L87 188V189H82L79 185V177H80V173L83 170L87 171ZM153 171V172H152ZM51 173V172H50ZM53 176H56L55 174ZM2 177H5V179L7 180V183H1L0 186H5V185H10V180H9V173H4ZM109 178V177H108ZM77 180V183L73 184V181ZM111 179L109 178V181ZM44 181L47 182V185L44 183ZM75 185V186H73ZM102 189V190H101ZM61 191V193H59ZM107 191V190H106ZM145 191V193H144ZM104 192V191H103ZM105 195V194H103ZM203 196H207L209 198H213L214 196L211 193H203V194H195L190 196L187 199H184L182 201V203L179 204V206L177 208H175L174 210L172 209L169 212V216L172 215V213H174L177 209L179 208H183L187 205L192 206L199 198L203 197ZM35 198V199H36ZM66 199V201L71 202L70 205V209L73 212V222H72V232H79V231H85V239L83 240V243L81 245H78L77 241L72 239V236H65V232L61 229V224L62 221L64 219H67L68 216V211H66V215H62L63 210L65 209V203L64 200ZM217 199V198H216ZM219 201V203H221V208L218 206L217 203H214L213 201H211V203L213 204L214 208L216 210H218L219 212H221V215H225L227 222L229 223L230 221V216L231 215H237L238 213L241 212V209L244 208L245 211V206L242 208V206L240 208H236L235 206L232 205V203L229 204H225L224 202H221L219 199H217ZM98 201V200H97ZM10 207H12V209H15V204H13V202L6 200L5 201ZM229 205V206H228ZM15 211L17 212V210L15 209ZM110 211L112 212V210L110 209ZM236 212V213H235ZM246 212V211H245ZM258 213L260 214L261 211L258 210ZM10 217V214H7ZM64 218V219H63ZM252 218V215L249 216V218H239V220H237L234 225L236 226H241L242 224H244L247 221H250V219ZM165 222H168L167 218H164ZM259 218L257 217V220ZM257 220L252 223L251 225H255V223L257 222ZM65 221V220H64ZM147 221V222H146ZM226 221L223 222V224ZM264 222V221H263ZM46 227V226H45ZM257 232H258V240L261 244H264V223L262 226H259L257 228ZM222 231L223 232V237H228L231 235H227V233H225V230H223V228L221 227V225H216L213 229H211L210 235L207 238L206 242H213L215 240H217V234L218 232ZM242 231H239L238 233H236L232 238L231 241H233L234 243H236L239 238L241 237ZM1 240H0V251H3V246L5 245V242L7 241V229L4 228L1 230ZM163 230L161 232V234H159L158 240L159 243L157 244V241H151V240H147L142 241L140 244H138L139 239H133V237H131V240H126L122 245H126L121 247L122 250H127L129 251L130 249H142V248H146V250H148V252L151 254V252L155 253L157 256V258H160V255L162 253V250L164 249V246L166 243H171V252L172 253H176L180 247L183 244V240L185 238V235H183L180 231L174 233L171 235V233L169 235H165L163 236ZM130 234V232H129ZM140 235H138L139 237ZM222 237V238H223ZM52 243V244H51ZM143 243V245H141ZM72 245H74V247H76L77 249H75ZM114 248H118L115 246H112ZM54 250H58L59 251V255L57 256H53L52 252ZM86 252L89 251V249H85ZM138 255L139 260L141 259V257L139 256L138 252H136ZM46 255L47 259L42 261V258ZM92 258V257H91ZM94 259V258H93ZM95 262H92V264H95ZM96 264H102L101 262H98Z\"/></svg>",
    "mask_w": 264,
    "mask_h": 264
},
{
    "label": "built area",
    "instance_id": "obj_5",
    "mask_svg": "<svg viewBox=\"0 0 264 264\" xmlns=\"http://www.w3.org/2000/svg\"><path fill=\"white\" fill-rule=\"evenodd\" d=\"M193 21V15L191 9L182 16H179L174 21L170 19L167 21L165 15L160 16L158 14L152 17V34L155 33L156 29L163 30L164 33L168 35L169 38L173 39V45L171 48V54L174 55L171 60L169 54H166V61L170 63V66L174 67L181 75L186 77L193 83L199 82L201 79V70L205 58L209 53V49L203 47L202 42H206L209 37L217 36L224 46V49L231 53L233 51H239L240 58L241 52L238 48H230L223 43V37L219 30L214 33H204L199 30H194L191 27V22ZM170 24L172 26H170ZM174 24V25H173ZM240 60V59H239ZM236 62V69H244V65ZM219 61V60H218ZM225 68L226 65H224ZM230 69V68H228ZM233 69V70H236ZM252 83L257 89L264 92V78L260 75L254 76ZM44 111L38 109L36 114H33L29 119L34 121L37 116H42ZM250 207L245 206V211H249ZM223 237V232L220 231L217 234V238L221 239Z\"/></svg>",
    "mask_w": 264,
    "mask_h": 264
},
{
    "label": "water",
    "instance_id": "obj_6",
    "mask_svg": "<svg viewBox=\"0 0 264 264\" xmlns=\"http://www.w3.org/2000/svg\"><path fill=\"white\" fill-rule=\"evenodd\" d=\"M7 149H8L9 154H11V152H12V148H11V143H10V141L7 142ZM217 204H218V206L220 207V209H221L222 212H223V209L221 208V205H220L219 203H217ZM8 230H9V229H8ZM164 230H165L164 233H166V232H167V227H165ZM8 236L10 237L9 231H8ZM108 239H110V228H109V230H108Z\"/></svg>",
    "mask_w": 264,
    "mask_h": 264
}]
</instances>
